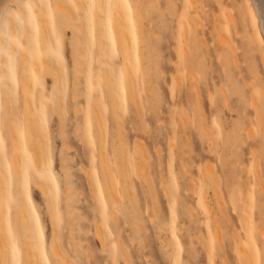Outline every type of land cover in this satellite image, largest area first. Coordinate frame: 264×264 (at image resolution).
Returning a JSON list of instances; mask_svg holds the SVG:
<instances>
[{"label": "rangeland", "instance_id": "374dc122", "mask_svg": "<svg viewBox=\"0 0 264 264\" xmlns=\"http://www.w3.org/2000/svg\"><path fill=\"white\" fill-rule=\"evenodd\" d=\"M19 1L26 16L12 4L8 13L13 28L4 24L0 29V39L10 52L6 56L0 48V69L7 75L3 79L0 74V87L9 90L0 89V191L4 187L8 249L21 264L28 262L16 199L26 187L31 189L50 264H63L53 255L55 236L71 264H126L125 258L132 264H264V41L260 34L264 30L254 21L255 4L251 0H129L136 6V19L140 16V65L131 60L133 65L128 66L130 74L136 69L131 75L134 90H129L128 107L119 109L120 121H116L103 80L104 61L111 64L116 82L124 70L126 47L119 37L103 34L108 46L104 57L100 54L97 37L106 23L105 17L100 15V20L94 13L106 12L94 7L93 0L89 10L88 0H64L72 11L71 23L63 10L55 9L53 0H37L38 11L29 0ZM113 3L110 0L112 10ZM116 8L121 14L123 5ZM123 16L121 22L126 19L129 24ZM95 19L104 22L98 27ZM39 20L50 25L44 24L51 31L48 51L42 48ZM130 24L123 22L124 27ZM130 28L125 34L133 50ZM49 61L54 66L47 70ZM23 76L29 86L33 84L31 94L24 92ZM28 113L38 141L23 136ZM4 130H11V135ZM41 153L53 172L47 177L51 204L35 180L34 154ZM101 153L106 154L121 206L113 207L105 188ZM100 189L108 202L107 217L101 216L103 204L96 203L101 202ZM98 226L106 232L110 256L95 236ZM79 227L84 228L82 235L87 230L83 245L88 250L81 255L72 251L71 229L77 236ZM162 239L171 242L172 253Z\"/></svg>", "mask_w": 264, "mask_h": 264}, {"label": "bare ground", "instance_id": "6f19581e", "mask_svg": "<svg viewBox=\"0 0 264 264\" xmlns=\"http://www.w3.org/2000/svg\"><path fill=\"white\" fill-rule=\"evenodd\" d=\"M30 1V3L31 4H33V8H34V10H36V11H38V10H40V8L38 7V5H37V0H29ZM78 1V0H77ZM86 1V0H85ZM93 1H95L96 3H93V4H95L94 5V7H96V8H101V10H102V12H103V10L107 13H101V14H98L97 12V14H95L94 12V15L97 17V15H99V17H101L100 18V20H102V18L103 17H105V18H103V20H105V22L104 21H99V19L97 20V19H95V22H97L98 23V25H99V23H101L102 22V24H103V22L104 23H106V26H105V24H104V26H105V29L103 28V30H102V26L103 25H101V27H100V25L98 26V27H100L99 28V30H98V28H97V30L99 31V37H97L98 39H100V40H98V41H100V43H99V48H100V50H101V55L104 57V50H105V47L106 46H108V44L106 45V43L104 42L106 39L104 38V37H102L103 36V34H105V37H107L108 36V34L109 35H111V37L112 38H115V37H119L121 40H124V45H125V47H126V53H125V57H124V59H123V72L122 73H120L119 74V79H117V81L115 82V80H114V77H113V74H112V72H113V68H112V66H111V64L108 62V60L107 61H104V66H106V67H104V71H105V77H104V75H103V80H104V78L106 79L105 81H107V85H108V88H109V92H110V96H111V98H112V105H113V107H112V109H113V114H115V119H117L116 121H120V115H119V112H121V111H119V109L120 108H126V107H128V94L130 93V92H132L133 90H134V88H133V85H134V80H135V78L133 79V81H132V78H131V75L133 74L132 72H134L135 70H131L132 72H131V74H130V72H129V70H130V68L132 67V65H131V60L132 61H134V63H135V65L137 64H139L140 65V56H139V54H138V39H139V35H140V30L138 31V25H137V23L139 22L137 19L138 18H140V16L136 19V15H135V10H134V8L136 7V6H132V4H131V2H129V0H114V3H113V10L109 7V3H110V0H93ZM92 1V2H93ZM79 2V1H78ZM80 2L82 3V0H80ZM84 2V1H83ZM88 2H90L91 3V5H89V7H88V10L91 8V7H93V5H92V2H91V0L89 1L88 0ZM97 2H98V5L96 6V4H97ZM121 2H123V4L121 3ZM124 2L125 3H127V7H125L124 6ZM251 2H252V5L253 4H255V5H253V9H254V13H255V22L257 23V26H258V28L260 27V25L262 26V28H263V30H264V0H251ZM85 3V2H84ZM102 3V4H101ZM12 4H16L17 5V8H18V13L22 16V17H25L26 15H25V10H24V8H23V6L21 5V3H20V1L19 0H0V29H2L3 27H4V24H6V26L7 27H9V28H13V25H14V21H13V17L11 16V15H9V13H8V10L9 9H11L10 8V6L12 5ZM53 4H54V7H55V9H60V10H63L64 12H65V14H66V17H67V19H68V22L70 21L71 22V19H72V14H70V11H71V9L69 10V8L65 5V3H64V0H53ZM89 4V3H88ZM123 5V8H124V10H123V12L125 11L126 12V14H123L122 13V9L120 10V12H121V14L120 13H118L117 12V6H118V9H119V6H120V8H121V5ZM105 5V6H104ZM85 6H86V4H85ZM88 6V5H87ZM99 6V7H98ZM104 6V9H102V7ZM84 7V6H83ZM82 7V8H83ZM86 8V12H89L88 10H87V7H85ZM99 8V9H100ZM116 8V9H115ZM129 9L128 10V12L125 10V9ZM98 9V10H99ZM106 9V10H105ZM110 9L112 10V11H110ZM95 10V9H94ZM93 10V11H94ZM101 10L99 11V13L101 12ZM137 10V9H136ZM91 11V10H90ZM96 11V10H95ZM116 11V12H115ZM72 12V11H71ZM117 13V15H115ZM128 13V14H127ZM137 13H138V10H137ZM42 15L44 14V13H41ZM106 15V16H104V15ZM86 15V14H85ZM100 15H102V16H100ZM123 15H127V16H125L128 20H130V27H124L123 26V22L127 25V26H129V24H127L128 22H126V19L123 21V22H121V20H123L122 19V17H124ZM139 15H140V12H139ZM74 17H75V15H74ZM88 17V16H87ZM95 17V18H96ZM33 18H34V16H33ZM89 18V17H88ZM87 18V19H88ZM35 19V18H34ZM41 19V18H40ZM44 19V18H43ZM42 19V20H43ZM90 19V18H89ZM42 20H41V22H40V20L38 21V28H40V31L42 32V34H43V39H42V41H44V44H43V49L44 50H49L50 49V40H51V36H48L50 33H51V31H50V29L49 28H46V27H49V26H47V23H46V21L44 22V23H42ZM47 20V19H46ZM74 21H76V19H74ZM49 22V21H48ZM43 25H42V24ZM46 23V27L44 26V24ZM72 23V22H71ZM75 23V22H74ZM84 23V22H83ZM41 24V25H40ZM77 24H79V23H77ZM80 24H81V22H80ZM70 25H72L73 26V24H70ZM71 26V28H73ZM84 26H86V25H84ZM103 26V27H104ZM43 27H45V30L47 29V31L46 32H44L43 31ZM75 28V27H74ZM73 28V29H74ZM80 28H81V26H80ZM127 28V29H126ZM128 28H130L131 29V32H132V35H133V39H134V41H133V43H134V52H133V50H131L130 48H129V46L130 45H128L129 43H127V37L126 36H128L129 34H125L126 32H127V30H128ZM49 29V30H48ZM76 29V28H75ZM124 29H126V31H124ZM77 30V29H76ZM83 30V29H82ZM85 30H86V28H85ZM84 30V31H85ZM260 30V29H259ZM74 31V30H73ZM79 31H81V30H79ZM41 32H40V34H41ZM50 32V33H49ZM106 32V33H105ZM46 33V34H45ZM49 33V34H48ZM86 33H87V31H86ZM39 34V33H38ZM260 34H261V37H262V40L264 41V35L262 34V32L260 31ZM74 36V35H73ZM77 36V35H76ZM75 36V37H76ZM79 36V35H78ZM87 36V35H86ZM41 37V36H40ZM81 37V36H80ZM79 37V38H80ZM220 37H221V39L223 40V41H225V42H227L228 41V37H225V35H222V34H220ZM227 38V39H226ZM81 39V38H80ZM103 39H105V40H103ZM77 42H78V40H76ZM75 41V43H77ZM130 41V40H129ZM251 41H253V38H251ZM112 43V42H111ZM123 43V42H122ZM98 44V43H97ZM228 44L230 45V42H228ZM74 45V44H73ZM75 46H77V44L75 45ZM74 47V46H73ZM85 47V46H84ZM113 47V46H112ZM132 47V46H131ZM0 48L5 52V55L6 56H8V55H10V52L8 51V46L7 45H5L4 44V42L0 39ZM77 48H79V47H77ZM76 50V49H75ZM81 50V49H80ZM99 50V49H98ZM110 50V49H109ZM106 51H108V50H106ZM113 51H114V49H113ZM112 51V52H113ZM130 51H132L133 53H131L134 57L131 59V57H129V56H131L130 55ZM81 52V51H80ZM74 53H77V51L75 52L74 51ZM114 53V52H113ZM99 54V55H100ZM11 57V56H10ZM75 57V56H74ZM76 57H78L77 55H76ZM100 58H101V56H100ZM100 58H99V60H100ZM79 59V58H78ZM134 59V60H133ZM45 60V59H44ZM105 60V59H104ZM43 61V60H42ZM48 61V60H47ZM76 61H78V60H76ZM125 61H128V63L127 62H125ZM45 62V61H44ZM84 62V61H83ZM83 62H82V64H83ZM49 64L47 65V66H49L48 67V69L47 70H49V68L50 67H52V69H53V66H52V63L49 61L48 62ZM46 64H47V62H46ZM45 64V65H46ZM75 64H76V62H75ZM99 64H101V63H99ZM126 64H128V65H126ZM129 64H130V66L131 67H128L129 66ZM36 67H37V65H35ZM42 66V65H41ZM76 66H78V65H76ZM80 66V65H79ZM35 67V68H36ZM43 68V67H42ZM80 67H78V69H79ZM103 68V67H102ZM77 69V68H76ZM133 69V68H132ZM46 70V69H45ZM0 71H2V73H0V74H2V78L3 79H5L6 77H7V75L5 74V71H4V69L2 70V69H0ZM33 71H35V70H33ZM77 71V70H76ZM136 72V71H135ZM35 73V72H34ZM88 73L89 74H91V71H90V69L88 70ZM101 73V71L99 72V74ZM35 74H37L38 75V77L39 78H42L41 76H40V74H39V72L38 71H36V73ZM103 74H104V72H103ZM42 75V74H41ZM78 75V74H77ZM114 75H115V73H114ZM25 76V75H24ZM24 76L22 77V87H23V89H24V92L26 93V94H31V92H32V90H33V84L32 85H30L31 86V89L29 88L30 86H29V82L27 81L28 79H24ZM27 76V75H26ZM90 76V75H89ZM117 76V75H116ZM135 76V75H134ZM79 77V76H78ZM86 77V76H85ZM96 77V76H95ZM100 77V76H99ZM87 78H88V76H87ZM86 79V78H85ZM84 79V80H85ZM98 80V79H97ZM96 80V81H97ZM102 80V79H101ZM76 81H77V79H76ZM87 81V80H86ZM88 81H91V76L89 77V79H88ZM95 81V82H96ZM105 81H104V83H105ZM27 82H28V84H27ZM134 82V83H133ZM3 83H6L4 80H3ZM31 83V82H30ZM78 83V82H77ZM87 83V82H86ZM98 83V82H97ZM79 84V83H78ZM85 84V83H84ZM80 85V84H79ZM78 85V86H79ZM83 85V84H82ZM95 85H97V84H95ZM87 86V85H86ZM98 87V86H97ZM136 87V86H135ZM0 89H2L3 91L5 90L6 92H8L9 90H8V87L7 86H4V85H2L1 87H0ZM31 91H30V90ZM129 90H130V92H129ZM132 90V91H131ZM90 93V96L92 95L91 94V92H90V90L88 89V94ZM79 94V93H78ZM81 94V93H80ZM87 94V95H88ZM131 94V93H130ZM136 94V93H135ZM82 95V94H81ZM89 96V95H88ZM88 97L87 99H88V101H92L93 100V98L91 99V97ZM96 96V95H95ZM93 97V96H92ZM85 98V97H84ZM119 98H120V100H119ZM135 98V97H134ZM27 99V98H26ZM29 99V98H28ZM136 99V98H135ZM138 99V98H137ZM7 100H8V98H7ZM95 100H97V99H95ZM136 101V100H135ZM93 102V101H92ZM94 103V106L97 104V103H95V102H93ZM25 105H26V102H25ZM30 105V104H29ZM9 106V105H8ZM78 107H80L79 105H78ZM91 109L93 110V108L91 107ZM30 110L32 111V108H30ZM94 110H96V112H97V108L96 109H94ZM98 110H100V109H98ZM9 111V110H8ZM33 112V111H32ZM83 112V111H82ZM101 111H99L98 112V117L99 118H101L100 116H99V113H100ZM79 113V112H78ZM29 114V113H28ZM84 114V113H83ZM95 114V113H94ZM120 114H122V113H120ZM8 114H6V118H5V120H7V121H9V119H7L8 118V116H7ZM31 115H32V113H31ZM101 116H102V114H101ZM86 118V117H85ZM101 120V119H100ZM99 120V122H100V124H102L101 123V121ZM8 123V122H7ZM17 123V122H16ZM8 125V124H7ZM4 126H5V124H4ZM9 126H11V125H9ZM101 126V125H100ZM119 126H120V123H119ZM87 127V126H86ZM6 127H4V129H5ZM9 128H11V127H9ZM8 128V129H9ZM79 128H80V126H79ZM82 128V127H81ZM103 128V127H102ZM120 128V127H119ZM202 128L204 129L205 128V126L203 125L202 126ZM86 129V128H85ZM121 129V128H120ZM6 130V129H5ZM5 130H4V132H5ZM82 130V129H81ZM103 130V133H104V129H102ZM11 131V130H10ZM10 131L8 132V131H6L5 133H8V135L10 134L11 135V133H10ZM122 131V130H121ZM204 131H205V129H204ZM205 132H208V131H205ZM123 133V132H122ZM121 133V134H122ZM82 134V133H81ZM85 134V133H84ZM6 135V134H5ZM7 135V136H8ZM28 136V137H34L37 141H38V136H39V134H38V131H37V129H36V125H35V123H34V121L31 119V117H30V114L29 115H27V118H26V126H25V132H24V134H23V136ZM208 134H206V136H207ZM204 136V135H203ZM9 137V136H8ZM12 137V136H11ZM11 137H9L8 138V140L9 139H11ZM87 137V136H86ZM102 140H101V146L104 148V146H105V134H103L102 136ZM14 138H15V136H14ZM17 138V137H16ZM119 138H121V137H119ZM7 139V138H6ZM85 139V138H84ZM7 140V141H8ZM14 140V139H13ZM13 140L11 141V144L13 143ZM26 140L27 139H24V144H27L26 143ZM211 140V139H210ZM15 141V140H14ZM16 141H18V139H16ZM39 141H41V140H39ZM83 141V140H82ZM86 143V142H85ZM141 143V142H140ZM10 144V143H9ZM10 144V145H11ZM13 145V144H12ZM85 145V144H84ZM13 146H15V144L13 145ZM16 147V146H15ZM14 147V148H15ZM101 147V148H102ZM142 147H143V145H142ZM18 148H19V146H18ZM17 149V148H16ZM100 149V148H99ZM123 149L125 150V148L123 147ZM18 150V149H17ZM102 150V149H101ZM123 150V151H124ZM126 151V150H125ZM158 151H159V149H158ZM212 151V150H211ZM43 152V151H42ZM103 152V151H102ZM144 152H146V151H144ZM34 153V152H33ZM102 154H104V153H101V155ZM125 153L123 152V155H124ZM13 155V154H12ZM106 155V154H105ZM105 155H102L101 156V164H102V167H103V171H104V175H105V188H106V190L108 191V193H109V195H110V198H111V201H112V205H113V207H115L116 205H120L121 206V200H120V198H119V194H118V191H117V189H116V187H115V184H114V180H113V178H112V175L109 173L110 172V170L108 171V169H109V167H108V163H106L107 162V157H105ZM147 156V155H146ZM19 157V156H18ZM126 157V156H125ZM124 157V158H125ZM11 158L12 157H10V160H11ZM14 158H12V160H13ZM121 159V158H120ZM119 159V160H120ZM15 160V163H16V165H18L19 166V161L15 158L14 159ZM119 160H118V162H119ZM0 161H1V158H0ZM11 162V161H10ZM13 162V161H12ZM34 162H35V164H36V168H37V176L35 177V180H36V183H38L39 185H40V187L42 188V191H43V194H44V196L46 197V199H47V202L48 203H50L51 204V202H50V198H49V196H50V193H49V190H48V186H47V177L48 176H52L53 177V172L51 171V169L48 167V165H47V163L45 162V158H44V154H42L41 153V156H39V157H37L35 154H34ZM122 162H125V161H121V165L123 164ZM3 164V162L1 161L0 162V164ZM12 164H14V162L12 163ZM120 164V163H119ZM82 166V165H81ZM1 167V166H0ZM48 167V168H47ZM83 167V166H82ZM123 167V166H122ZM125 167V166H124ZM3 168V167H2ZM1 168V169H2ZM14 168H15V166H14ZM19 168V167H18ZM84 168V167H83ZM127 168V167H126ZM125 168V169H126ZM129 169V168H128ZM208 169H209V165H208ZM87 170V169H86ZM212 170V169H211ZM1 172L3 171V170H0ZM17 171V170H16ZM122 171V170H121ZM126 171V170H125ZM124 171V172H125ZM138 171V170H137ZM5 172V171H4ZM18 172H20V171H18ZM68 172V171H67ZM66 172V173H67ZM84 172V171H83ZM86 172V171H85ZM129 172V171H128ZM127 173V172H126ZM211 173V172H210ZM85 174V173H84ZM128 174V173H127ZM6 174H4V176H5ZM214 175V174H213ZM69 175H67V177H68ZM123 177H124V175H123ZM6 178V177H5ZM127 178H129V177H126L125 179H127ZM4 179V178H3ZM129 181V180H128ZM35 182V181H34ZM125 182V181H124ZM4 181H3V186H4ZM130 183V182H129ZM1 184H2V181H1ZM126 184V183H125ZM38 185V186H39ZM128 185V184H127ZM37 186V185H36ZM37 186V187H38ZM39 187V189H41ZM166 187V186H165ZM124 188H125V186H124ZM92 189V188H91ZM126 189H128V188H126ZM125 190V189H124ZM131 190V189H130ZM100 191V193H98V196L101 198V202H96V203H98L97 205H101L102 206V204H103V206H102V212H104L105 213V215H102V214H104V213H102L101 212V216H104V217H107V212H105L106 211V209H105V207H106V205H107V199H106V197H105V195H104V192L100 189L99 190ZM98 191V192H99ZM96 192V191H95ZM124 192H126V190L124 191ZM167 192V191H166ZM128 193V192H127ZM126 193V194H127ZM100 194V195H99ZM132 194V193H131ZM0 264H21V261H20V257L18 256V255H13L12 254V252H11V249H8V248H10V241H9V237H8V234H7V223H6V219H7V214L5 213V211H4V202H5V190H4V187H1V191H0ZM69 196V195H68ZM67 196V197H68ZM94 196V195H93ZM98 196H97V198H98ZM70 197V196H69ZM96 198V200H98ZM119 198V199H118ZM129 198V197H128ZM52 199V198H51ZM69 199H71L70 201H72V197H70ZM94 199V198H93ZM134 201V200H133ZM69 202V201H68ZM129 203H131V204H133L132 202H131V200L129 201ZM68 204V203H67ZM96 205V206H97ZM130 205V204H129ZM134 205V204H133ZM133 205H130L131 207H133ZM68 206H70V205H68ZM95 206V205H94ZM95 206V210L97 211V207ZM16 207H17V212H18V220H19V222H20V229H21V231H22V235H23V238H24V242H25V244L23 245V249H24V251H25V254H26V261L28 262V264H43L42 262H44L45 264H50V261H49V258H48V256H47V252H46V242H45V237H44V233H43V230H42V228H41V225H40V222H39V218H38V214H37V212H36V209H35V204H34V200H33V197H32V193H31V189L29 188V187H26V189H24V191H20V193H19V195H18V197H17V199H16ZM99 208V210L101 209L100 208V206H98ZM135 207H137L136 205H135ZM206 208H207V206H205ZM130 209H132V208H130ZM133 209H135V208H133ZM98 210V211H99ZM136 210V209H135ZM133 211V210H132ZM137 211V210H136ZM112 212V211H111ZM115 212V211H114ZM134 212L135 211H133V214H134ZM138 212V211H137ZM73 213H75V212H73ZM99 213V212H98ZM110 213V212H109ZM190 213H191V211H190ZM100 214V213H99ZM115 214H117V213H115ZM191 214H193V213H191ZM100 215H99V217L100 218H102V220L103 219H105V218H103V217H101ZM114 216H116V215H114ZM136 217V216H135ZM112 218H114L113 216H112ZM137 218H138V216H137ZM137 218H135V220H137ZM96 219V218H95ZM94 219V220H95ZM117 220V219H116ZM135 220H134V222H135ZM105 221V220H104ZM118 221V220H117ZM95 222V221H94ZM115 223V222H114ZM117 223V222H116ZM118 224V223H117ZM116 224V225H117ZM138 224V223H137ZM136 224V225H137ZM54 225H55V223H54ZM53 225V226H54ZM100 226V225H99ZM99 226H98V228L96 229V231H95V236L99 239V241L101 242V247H103V246H105L106 247V245L108 244L109 245V243H107L108 241V238L106 237L105 238V235H103L104 233H106L105 231H103L102 230V228L103 227H100L99 228ZM102 226V225H101ZM96 227V226H95ZM136 228H138V226L136 227ZM140 228V227H139ZM165 228V227H164ZM79 229V233H78V235L76 236L75 235V233H74V231H75V229L73 228V229H71V234H72V238H73V241H72V251L74 252V253H79L80 255L82 254V253H86L87 252V246L88 245H83V243L86 241L85 240V236H84V234H86L87 233V230L86 231H84L83 232V235L80 233L82 230H84V228H78ZM120 229V228H119ZM166 229V228H165ZM173 229V233H172V236L173 235H175V237H176V232L174 231V227L172 228ZM57 230V228L55 229V231ZM102 230V231H101ZM138 230V229H137ZM104 232V233H103ZM118 232V231H117ZM140 232V231H139ZM57 234H58V232H57ZM56 235V234H55ZM54 235V236H55ZM87 235V234H86ZM165 237V236H164ZM107 239V240H106ZM176 239H177V237H176ZM85 240V241H84ZM9 241V242H8ZM119 241H120V239H119ZM119 241L117 240V242L119 243ZM8 242V243H7ZM105 242L107 243V244H105ZM116 242V241H115ZM121 243V242H120ZM171 242H166L165 241V239H162V244H163V246L165 247V249H166V251H168L169 250V244H170ZM176 243V242H175ZM117 244V243H116ZM122 244V243H121ZM178 244H179V242H178ZM107 245V246H108ZM176 245V244H175ZM105 247H103L104 249H105ZM180 247V246H179ZM107 249H106V252H108V255L110 256V251L108 250L109 248L108 247H106ZM112 248V247H111ZM121 248H122V245H121ZM39 251L38 253L39 254H36V252H37V250ZM120 249V248H119ZM123 249V248H122ZM121 249V250H122ZM243 249H245V248H243ZM242 249V250H243ZM36 250V251H35ZM108 250V251H107ZM177 250V249H176ZM112 251V250H111ZM124 251L126 252V250H125V248H124ZM246 251V250H245ZM121 252V251H120ZM122 252H123V250H122ZM169 253L171 252V251H168ZM112 253H114V252H112ZM112 253H111V255H112ZM124 253V252H123ZM127 253V252H126ZM168 253V254H169ZM172 253V252H171ZM247 253V252H246ZM116 254V253H115ZM53 255L54 256H56L57 257V259L58 260H60L63 264H69L70 263V261L68 262L67 261V259H69V257L67 258L66 257V252L64 251V249H63V246L61 245V243L59 242V237H57V236H55V240H54V245H53ZM114 255V254H113ZM122 255H124V254H122ZM40 258H39V257ZM85 256H86V254H85ZM127 255L125 254L123 257H126ZM129 256V255H128ZM146 256V255H145ZM170 256V255H169ZM92 257V256H91ZM90 257V258H91ZM113 257V256H112ZM111 257V258H112ZM149 258V257H148ZM250 258V257H249ZM93 259V258H92ZM129 259V258H128ZM128 259H126L125 258V260H126V264H132V262L129 260V262H128ZM176 259V258H175ZM249 261V260H248ZM131 262V263H130ZM58 264V263H57ZM71 264V263H70Z\"/></svg>", "mask_w": 264, "mask_h": 264}]
</instances>
